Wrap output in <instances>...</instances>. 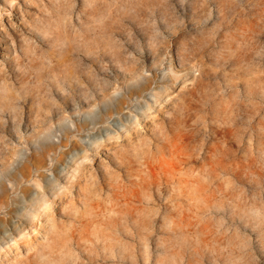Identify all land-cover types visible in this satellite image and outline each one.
I'll return each instance as SVG.
<instances>
[{
  "label": "rangeland",
  "instance_id": "rangeland-1",
  "mask_svg": "<svg viewBox=\"0 0 264 264\" xmlns=\"http://www.w3.org/2000/svg\"><path fill=\"white\" fill-rule=\"evenodd\" d=\"M0 264H264V0H0Z\"/></svg>",
  "mask_w": 264,
  "mask_h": 264
}]
</instances>
